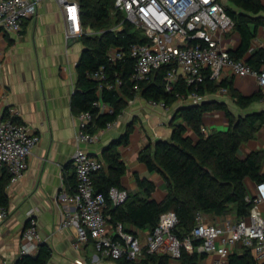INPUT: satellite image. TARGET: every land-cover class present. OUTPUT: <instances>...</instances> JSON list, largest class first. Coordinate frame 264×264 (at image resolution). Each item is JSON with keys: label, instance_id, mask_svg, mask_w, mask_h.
I'll list each match as a JSON object with an SVG mask.
<instances>
[{"label": "trees", "instance_id": "obj_1", "mask_svg": "<svg viewBox=\"0 0 264 264\" xmlns=\"http://www.w3.org/2000/svg\"><path fill=\"white\" fill-rule=\"evenodd\" d=\"M228 1L233 8L227 7V12L235 21L234 30L241 38L239 47L231 50L230 55L234 60L241 61L246 58L256 37V30L252 29V25L262 22V18L258 17L264 14V4L261 0ZM80 6L83 28L80 40L85 49L77 67L78 85L72 106L78 114H93L94 121L89 128V133L93 136L99 130H106L109 124L117 122L129 102L137 96L170 108L178 103L179 96H188L195 92L206 97L227 89L237 105L243 109L250 107L257 98L264 97L262 92L260 96L244 97L234 89L233 81L216 82L210 76L198 87L188 86L180 80L173 91H167L165 79L170 69L168 66L154 71L146 80L137 83L132 79L135 60L131 57L130 49L133 44L147 43L148 38L126 19L124 13L115 9L114 0H80ZM112 48L120 50L124 55L115 64L108 57ZM247 63L260 71L264 65V50H260ZM102 68L114 88L110 90L104 86L99 96V83L89 75ZM117 80L122 81V86H116ZM136 86L137 90L134 89ZM98 99L111 105L113 114H99L94 107ZM214 109L225 111L229 129L207 135L203 132L204 115ZM179 120L183 123H178ZM263 124L264 113L236 117L225 104L212 101L199 105H182L172 124V138L150 144L139 158L151 173H158L163 177L167 190L165 200H154L156 184L139 178L140 192L127 194L125 202L117 206L110 194L113 189H122L126 165L117 148L128 144L127 133L105 150L102 160L104 168L93 177L96 191L104 194L107 199L105 213L109 217V223L113 227L122 225L125 232L135 236L136 233L131 228L152 234L161 216L173 212L178 218V224L172 230V235L183 241L196 227L199 214L231 217L236 220L248 217L253 209V201L245 182L248 179L255 183L264 182V151L252 152L241 158L239 150L245 143L256 138ZM189 129L196 135L197 140L188 135ZM9 183L10 176L5 172L0 180V208H9ZM51 257L52 249L48 244H43L35 256H22L16 264H48ZM205 259V256H200L196 251L183 249L179 262L201 264ZM116 262L172 264V258L167 253L151 254L145 249L143 257L137 263L131 262L126 255ZM228 264L262 263L254 258L250 249L239 245L237 251L230 256Z\"/></svg>", "mask_w": 264, "mask_h": 264}, {"label": "crops", "instance_id": "obj_2", "mask_svg": "<svg viewBox=\"0 0 264 264\" xmlns=\"http://www.w3.org/2000/svg\"><path fill=\"white\" fill-rule=\"evenodd\" d=\"M261 1L264 4V0ZM222 2L226 7L233 8L228 0ZM258 18H262V22L252 25V29L256 30V37L244 59L246 62L260 50H264V14ZM69 39L65 15L55 0L45 1L40 6L37 17L29 19L20 34L0 33V47L3 51L0 122L5 118L15 117L40 138L22 179L12 182L8 169L0 166V180L5 172L10 176L7 187L10 216L7 220L0 221V255L9 264H16L21 258L23 232L31 210L36 211L44 244L52 249L48 264H117L116 261L102 258L93 242L81 250H76L75 228L60 229L63 220L74 211L68 198L75 192L77 185L73 158L79 148L103 160L105 150L129 133L128 144L117 148L126 165L120 192L139 193L140 178L156 184L154 200L162 202L167 196L163 177L158 173H151L139 158L150 144L172 138V119L182 105L176 103L166 108L137 96L129 102L111 129L99 130L95 135L96 141L92 144H80L77 140L80 133V114L73 109L72 101L78 85L77 67L85 48L81 37L74 44ZM240 43L241 38L235 30L226 35L225 45L229 51L236 50ZM263 68L264 65L261 69ZM223 80L233 81L234 89L247 98L260 96L262 92L255 77L240 78L227 73ZM207 101L225 104L236 117L264 113V97L257 98L246 109L237 105L228 90L227 93L219 91L203 97L200 104ZM203 121L207 135L229 129L226 113L221 109L207 112ZM178 123L183 121L179 120ZM188 135L197 140L190 129ZM256 151H264V124L256 138L240 148L239 156L245 158ZM262 173L264 174V165ZM263 183L246 180L249 196L255 198L258 195V186ZM260 208L264 216V204ZM208 218L214 221L213 224L221 225L231 217H205L206 220ZM131 231L142 241H146L150 234L133 228ZM237 249L238 247L234 252ZM213 261L214 257H209L201 264H213ZM172 264L180 262L172 261Z\"/></svg>", "mask_w": 264, "mask_h": 264}, {"label": "built area", "instance_id": "obj_3", "mask_svg": "<svg viewBox=\"0 0 264 264\" xmlns=\"http://www.w3.org/2000/svg\"><path fill=\"white\" fill-rule=\"evenodd\" d=\"M47 0H0V33L20 34L24 24L37 17L40 6ZM61 7L66 20L67 37H81L80 0H55ZM117 11L124 13L126 19L140 30L148 42L133 44L131 57L135 60L132 79L135 82L146 80L154 71L170 67L166 76V89L173 91L180 80L188 86L198 87L207 76L216 82L223 80L227 73L236 77H255L264 94V68L256 71L246 61H236L225 45L228 33L235 29V21L228 14L222 0H114ZM111 63L124 58L123 53L112 48L108 52ZM3 51L0 47V72L3 66ZM89 77L99 83L98 95L104 86L113 89L108 82L105 69L90 74ZM116 86H122L117 80ZM135 90L138 89L136 86ZM227 93V89L220 90ZM203 97L195 92L188 96H179L181 105L202 102ZM154 105L164 104L153 103ZM94 107L99 114H113L111 105L98 99ZM80 144H92L96 137L89 133L94 116L90 112L81 113ZM116 123V122H115ZM115 123L109 124L111 129ZM206 133V129L203 128ZM40 142L37 135L31 133L27 125L8 117L0 122V166L8 169L11 181L23 178L29 168V160ZM77 185L75 192L68 198L74 211L67 216L61 230L75 228L74 248L81 250L90 242L102 258L118 261L127 256L131 262H139L145 249L151 254L167 253L172 261L179 262L182 250L196 251L206 258L214 257L213 264H228L234 250L242 245L251 250L259 263H264V216L261 205L264 204V183L258 186V195L252 198L253 209L244 219L230 218L223 224L209 223L199 214L197 225L183 241L172 235L178 224L175 213L161 216L160 222L146 241L125 232L122 225L113 227L106 215L107 199L95 189L93 177L104 168L101 159L79 148L73 158ZM111 199L115 205H121L127 199V193L113 189ZM10 216L9 208H0V221ZM198 243L196 246L195 244ZM43 238L39 231L36 211L29 212V221L24 229L20 254L35 256ZM0 264H9L0 255Z\"/></svg>", "mask_w": 264, "mask_h": 264}, {"label": "water", "instance_id": "obj_4", "mask_svg": "<svg viewBox=\"0 0 264 264\" xmlns=\"http://www.w3.org/2000/svg\"><path fill=\"white\" fill-rule=\"evenodd\" d=\"M78 40H79V37H72V38L69 39V42H70L71 44H74V43L78 42ZM198 105H199V104H198ZM178 112H179V109L175 112V114H174L172 120H175L176 115H177ZM249 115H250V114H249ZM249 115H247V116H249ZM241 117H243V116H241Z\"/></svg>", "mask_w": 264, "mask_h": 264}, {"label": "rangeland", "instance_id": "obj_5", "mask_svg": "<svg viewBox=\"0 0 264 264\" xmlns=\"http://www.w3.org/2000/svg\"><path fill=\"white\" fill-rule=\"evenodd\" d=\"M225 3H226V2H225ZM227 7H228V6H227ZM204 217H207V216L204 215ZM207 220H208L209 223H214V221H213L212 219L210 220V218H208Z\"/></svg>", "mask_w": 264, "mask_h": 264}]
</instances>
